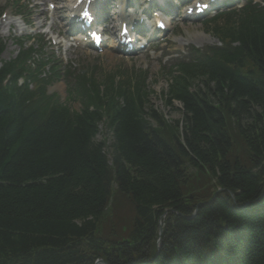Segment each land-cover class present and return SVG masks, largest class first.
Masks as SVG:
<instances>
[{
  "label": "trees",
  "instance_id": "16d2710c",
  "mask_svg": "<svg viewBox=\"0 0 264 264\" xmlns=\"http://www.w3.org/2000/svg\"><path fill=\"white\" fill-rule=\"evenodd\" d=\"M231 34L240 46L204 73L215 101L174 93L182 127L99 98L113 163L101 112L71 122L53 109L44 123L0 89V264H264V12ZM120 195L134 215L106 231Z\"/></svg>",
  "mask_w": 264,
  "mask_h": 264
},
{
  "label": "rangeland",
  "instance_id": "374dc122",
  "mask_svg": "<svg viewBox=\"0 0 264 264\" xmlns=\"http://www.w3.org/2000/svg\"><path fill=\"white\" fill-rule=\"evenodd\" d=\"M11 0H0V5H4L9 3ZM21 4H26V0H22ZM25 14H26V8H25ZM35 17V15L33 16ZM5 20V18L3 19ZM184 28H181L178 24H176L174 33L180 32L181 30H178L177 27H180L185 33V38L188 39V44H196L198 46L207 45L209 43H213L214 40L211 36V34L203 31V28L200 24L192 23L191 25L183 24L181 25ZM170 38H172V35H170ZM215 39V38H214ZM7 48L5 50V53L3 54V59L10 58L16 51V47L12 45V41L7 42ZM189 46V45H188ZM53 50L56 54H59L69 60H73L74 63L81 61V63L87 64L90 63L89 61H99L104 66L108 67L109 69L122 66L124 64H127L129 66L136 64L139 68H148L149 72L151 73L152 77L156 76L158 72L160 71V67L162 66L163 62L165 61V58L163 55L157 56V57H150L141 55L135 58H120L122 56L119 55H98L95 52H88V51H82V50H75L71 49L68 52H66L65 48L59 49L57 46L53 47ZM173 51H176V46L172 49ZM71 56V58H69ZM163 79L158 84V88L161 87V84L163 83ZM155 89H157V85L154 86ZM55 90L58 91L60 94H64V85L60 82V84H57L55 87ZM154 103L158 106H162L161 101L154 100ZM170 114L173 118L180 117L181 113L177 109H171L169 110ZM101 135H99V139H101ZM241 146H243V143H240V145H236L235 149L232 154L238 156L244 155V152L239 149ZM188 185L189 189H194L197 191V182L195 181V184L193 182H189ZM195 185V186H194ZM199 190V189H198ZM192 191H189L191 193ZM109 216L107 217L104 227L106 231H111L112 228L117 229L121 225V221L128 222L130 217L134 215V206L131 200L124 196L120 195L115 204L113 205V209L109 212Z\"/></svg>",
  "mask_w": 264,
  "mask_h": 264
},
{
  "label": "bare ground",
  "instance_id": "6f19581e",
  "mask_svg": "<svg viewBox=\"0 0 264 264\" xmlns=\"http://www.w3.org/2000/svg\"><path fill=\"white\" fill-rule=\"evenodd\" d=\"M43 14H45V13L43 12ZM38 25H40V23ZM168 210H167L168 212H172L173 211V210H170V209H168ZM164 216H166V215H164Z\"/></svg>",
  "mask_w": 264,
  "mask_h": 264
}]
</instances>
